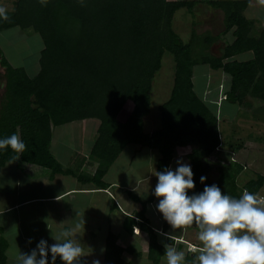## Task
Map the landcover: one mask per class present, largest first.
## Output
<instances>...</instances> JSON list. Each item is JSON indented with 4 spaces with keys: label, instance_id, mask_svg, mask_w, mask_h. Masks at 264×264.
Masks as SVG:
<instances>
[{
    "label": "trees",
    "instance_id": "trees-1",
    "mask_svg": "<svg viewBox=\"0 0 264 264\" xmlns=\"http://www.w3.org/2000/svg\"><path fill=\"white\" fill-rule=\"evenodd\" d=\"M12 2L13 9L7 11L10 20L0 18V33L15 28L32 30L41 37L44 48L34 76L13 67L0 48V64L6 71L0 138L18 133L26 144L22 153L10 147L0 150V167L15 163L31 169L27 175L34 178L74 176L81 183L108 189L104 178L128 146L158 151L157 171L170 167L177 147L193 146L188 158L195 188L189 195L212 184L233 197L246 189L255 193L262 189L263 176L238 188L236 177L242 167L219 157L218 118L197 95L193 82L195 67L206 65L230 77L226 101L239 105L247 97L264 101V26L257 30L255 21L246 17L250 0ZM199 4L223 12L224 33L213 37L193 30L185 43L173 29L175 14L182 9L201 14ZM221 38L228 40L227 45L220 57L212 56L209 50ZM247 52L253 53V59H235ZM165 53L174 59L173 86L169 99L159 107L161 128L149 134L144 119L151 112L153 81L162 69ZM128 102L134 104L133 111L121 122L119 115ZM86 120L100 122L89 154V164L97 163L92 175L65 168L51 150L55 127ZM214 171L216 180L210 177ZM201 176L207 177L204 183ZM128 196L141 203L143 210L136 214L137 219L127 217L124 228L132 234L137 227L149 236L148 257L159 264L165 247L145 216L146 203L131 191ZM117 242V236L110 233L103 264H130L124 253L140 255L135 248H123ZM5 248L0 242V264H5Z\"/></svg>",
    "mask_w": 264,
    "mask_h": 264
},
{
    "label": "crops",
    "instance_id": "crops-1",
    "mask_svg": "<svg viewBox=\"0 0 264 264\" xmlns=\"http://www.w3.org/2000/svg\"><path fill=\"white\" fill-rule=\"evenodd\" d=\"M201 1L206 2L208 0ZM198 7L201 10L207 7L210 9L209 12L211 10L222 12L206 4H199ZM202 14V17L206 18L204 11ZM197 16L199 15L197 14ZM195 29L197 34L200 35L197 26H195ZM210 33L213 37H217L220 34L223 35L224 29L219 34ZM228 37L230 38V35ZM232 41H229V43ZM219 42L225 44V46L219 47L221 54L228 40L225 41L221 38L217 43ZM211 48L209 50L210 54L218 57L216 53L212 52L213 49ZM235 59L240 62L249 61L253 59V53L247 52L235 57ZM225 75L223 71H215L206 65L196 66L193 76L194 89L197 95L209 105L211 111L218 118L221 137L219 157L223 160L234 161L238 166L242 167V170L236 177V183L238 188L243 189L249 181L256 180L258 176L264 177V174L261 173V168L264 169V101L247 97L245 103L239 105L223 100L222 98L226 95L231 85L230 77ZM171 90L172 88L165 97L164 95L161 96V98L165 99L164 103L169 99ZM240 110L253 115L254 118L250 121L242 117L244 122L236 123L237 121L233 120V117ZM151 113L152 105L148 117H150ZM128 115L125 120L124 117L123 119L119 117V120L125 122ZM155 119L158 120L157 117ZM93 121H95V124ZM226 121L229 122L230 127L228 133L234 138V141L227 140ZM83 122L86 124L90 123V125L93 123L96 132L100 125V122L96 120H86L81 123ZM154 125L156 126V124ZM157 126H160L159 129L161 128L160 121L157 123ZM90 127H84V129L81 127L79 131L82 134V131L85 132ZM157 130L156 127L149 134ZM68 134L70 137L69 132ZM64 140V138L59 139V157L53 153L61 163V159L64 157L62 152L66 149ZM53 142L55 143L54 138H52L51 150ZM226 144L227 146L225 147L224 145ZM143 149H145L144 152H142ZM192 150L193 146L177 147L169 168L175 170L178 166L176 163L178 159H182L190 165L188 156ZM138 154L139 157H143L146 161L145 164L151 166L149 173L136 174L134 177L132 174L129 176L127 174L119 178L110 176V168L104 178L105 182L110 185L108 189H98L93 184L79 182L74 176L64 175H58L54 178L45 176L48 179L45 186L43 183L45 178L33 179L34 177L27 175L31 171L29 168L21 169L15 163H8L4 167H0V242H4L6 246L5 264H15V256L19 249L22 252L30 253L32 249L36 248L41 239L47 240L49 245L56 243L53 235H59L63 230L72 228L77 223L81 224L77 238L84 245L86 253H88V255L82 257V260L87 264H92V261L97 259L100 261V264H103L106 240L110 233L117 236V243L121 247H132L140 252V255L124 253L123 258L126 262L130 264H153L148 257L149 236L137 227H135L132 234L128 233L124 228V221L127 217L137 219L136 214L143 210L141 203L134 202L128 196L129 191L136 194L146 203L145 216L149 221L150 227L155 232L158 233L157 230H161L164 233L177 236V240L173 242L158 233L159 243L163 246L175 243L179 250L185 251L187 259H192V255L188 252V249L198 245L197 229L190 227L184 232L173 230L167 221L164 220L162 213L156 208L159 202L158 198L154 195L155 186L158 182L155 175L159 159L158 151L137 146L134 156L131 157V163L136 159ZM118 159L115 163L119 161ZM82 161L78 165V168L74 169H79L80 172L92 175L96 170L97 164L90 165L91 160L87 158ZM114 164L112 166H115ZM24 170H27V172L25 173ZM91 170H94V172H91ZM248 171L249 174H247ZM210 177L212 180H216L218 173L214 171ZM47 185L48 187H53L51 193H45ZM263 192L264 186L258 193L264 197L262 195ZM153 218L155 219V223ZM29 238L32 240L30 244L28 243ZM49 264H51L50 252ZM56 264H63L59 257L56 260ZM159 264H166V258L163 257Z\"/></svg>",
    "mask_w": 264,
    "mask_h": 264
},
{
    "label": "clouds",
    "instance_id": "clouds-1",
    "mask_svg": "<svg viewBox=\"0 0 264 264\" xmlns=\"http://www.w3.org/2000/svg\"><path fill=\"white\" fill-rule=\"evenodd\" d=\"M40 2L45 4L46 0ZM260 2L264 4V0ZM0 18L10 20L2 6ZM9 147L15 153L26 150L18 133L0 138V150ZM176 163L175 170L165 168L155 172L158 182L154 195L159 200L156 208L173 230L184 232L195 227L198 245L188 249L192 255L189 261L185 251L179 250L175 243L165 244L166 264H264V197L247 189L239 197H233L216 184L205 185L202 192L189 195L188 191L195 188L193 170L182 159ZM206 179L201 176V183ZM80 228L77 223L53 235L56 243L51 245L41 239L30 253L19 249L15 264H49V252L51 264H56L58 257L63 264H84L82 257L88 253L77 238ZM157 231L168 240H177L176 235ZM31 242L29 238L28 243ZM92 264L100 261L93 260Z\"/></svg>",
    "mask_w": 264,
    "mask_h": 264
},
{
    "label": "rangeland",
    "instance_id": "rangeland-1",
    "mask_svg": "<svg viewBox=\"0 0 264 264\" xmlns=\"http://www.w3.org/2000/svg\"><path fill=\"white\" fill-rule=\"evenodd\" d=\"M12 1L13 0H0V6L4 7L7 11H11L13 9ZM250 2L251 6L249 7V10L245 13V15L248 19L254 20L256 23V29L260 30L264 26V4H262L260 0H250ZM202 10L204 11V13H206L204 14L206 15V18L202 17V13L198 14L199 16H197V14L189 13L186 9L179 10L175 14L173 20V29L185 43L190 40L192 31L196 30V24L200 35L205 34L206 32L219 34L223 29L225 30L224 23L222 22L224 19L222 12L211 10V12H213V14H211V12H209L210 9L207 7L202 8ZM220 46H225V44L223 42H219L211 48L213 49L212 52L216 53L218 57L221 56L219 51ZM0 48L2 49L6 59L13 67L24 68L29 76L36 75L40 67V54L44 48L43 41L38 34L34 33L32 30H21L17 28L1 32ZM174 67L175 64L173 56L170 53H165L162 69L156 74V77L153 81V88L151 92L152 113L150 117H146L144 119L145 131L147 133H149L153 129H156V127L159 130L160 126H157V123H159L160 121L159 107L164 103L165 100L164 98H161V96L164 95L165 97V95L169 94V91L173 86L175 72ZM5 73V68L0 64V105L6 86L4 77ZM133 108L134 104L132 102H128L121 111L119 117H121V119H123L124 117L125 120L128 114V117L130 116ZM156 117L158 118V120L155 119ZM242 117H245V120L250 121L254 118L253 115H249L247 114V112L240 110L239 112H236L234 114L233 120H236V123L244 122V120H242ZM93 123L95 124V121H93ZM93 123H91L92 125H90V123H87V125L84 122H77L72 123L71 125L54 128L53 138L55 139V143L53 142L52 152L57 157H59L58 147L60 146V142H62V140H60L59 142V139H65L64 142L66 144V149L63 150L62 153L64 157H62L61 159L62 165H64V167H70L73 169L76 167L78 168V165L83 162V159H90L89 154L91 151V147L97 137L96 128ZM154 124H156V126ZM87 126L92 127L88 128L85 132L82 131L81 134V131H79L81 130V127L84 129V127ZM229 129V122L226 121V134H228L227 140L232 141L234 138L229 135ZM68 132L70 133L71 138L69 137ZM224 146L226 147L227 144ZM136 150V145L128 146L123 155L119 156V161L114 164L115 166L111 167L110 176H116L120 178L124 175L128 174L129 176L132 174V176L134 177L136 174L141 175L149 173V169L151 166H149V164H145L146 161L143 159V157H139V154L136 156V159L132 163L130 162L131 157L134 156ZM144 150L145 149H143L142 152H144ZM261 169V173L264 174V169ZM92 171L94 172V170H91V172ZM247 174H249V171L247 172ZM40 178H45L43 183L46 186V181L48 179H46L45 176L40 175L33 179ZM52 190L53 187H48V185L47 187H45V193H51ZM262 195H264V192ZM153 221L155 223L154 218Z\"/></svg>",
    "mask_w": 264,
    "mask_h": 264
},
{
    "label": "built area",
    "instance_id": "built-area-1",
    "mask_svg": "<svg viewBox=\"0 0 264 264\" xmlns=\"http://www.w3.org/2000/svg\"><path fill=\"white\" fill-rule=\"evenodd\" d=\"M222 99H223V100H226V97L224 96Z\"/></svg>",
    "mask_w": 264,
    "mask_h": 264
}]
</instances>
